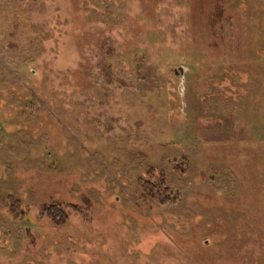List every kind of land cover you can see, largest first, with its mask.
Masks as SVG:
<instances>
[{"label": "rangeland", "instance_id": "374dc122", "mask_svg": "<svg viewBox=\"0 0 264 264\" xmlns=\"http://www.w3.org/2000/svg\"><path fill=\"white\" fill-rule=\"evenodd\" d=\"M0 264H264V0H0Z\"/></svg>", "mask_w": 264, "mask_h": 264}, {"label": "trees", "instance_id": "16d2710c", "mask_svg": "<svg viewBox=\"0 0 264 264\" xmlns=\"http://www.w3.org/2000/svg\"><path fill=\"white\" fill-rule=\"evenodd\" d=\"M146 186H150L148 182H145L144 183ZM159 191V198L163 201L164 197L161 193H163L165 195V188L162 187V186H158V189ZM14 202V201H13ZM13 204V203H12ZM43 213L47 214L48 216L51 217L52 220L54 221H57V220H60V221H63L65 219V212L63 211L62 208H59L57 206H44L43 207Z\"/></svg>", "mask_w": 264, "mask_h": 264}]
</instances>
